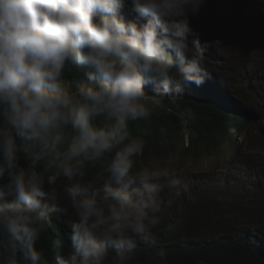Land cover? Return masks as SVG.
Returning a JSON list of instances; mask_svg holds the SVG:
<instances>
[{"label":"clouds","instance_id":"9594fccd","mask_svg":"<svg viewBox=\"0 0 264 264\" xmlns=\"http://www.w3.org/2000/svg\"><path fill=\"white\" fill-rule=\"evenodd\" d=\"M208 7L209 0H0V264H141V245L154 250L144 264H165L167 250L155 239L161 195L179 198L186 177L157 165L193 159L185 170H196L205 155L218 161L229 150L239 158L250 134L227 130L221 156L177 151L137 168L146 140L136 126L169 97L200 96L195 90L215 75L193 25ZM253 12L264 17V0L239 14ZM177 116L196 119L190 107ZM65 213L74 217L71 246L58 236L50 260L42 237Z\"/></svg>","mask_w":264,"mask_h":264},{"label":"trees","instance_id":"16d2710c","mask_svg":"<svg viewBox=\"0 0 264 264\" xmlns=\"http://www.w3.org/2000/svg\"><path fill=\"white\" fill-rule=\"evenodd\" d=\"M232 3L241 5L242 9L253 5L254 0H232ZM193 23L196 25L195 20ZM226 36L227 33H223V37ZM244 36L245 47L255 45L251 43L249 32ZM255 46L264 48V41ZM251 56L252 67L264 73V57L254 53ZM203 65L211 74L204 59ZM213 69L216 71L217 68ZM210 77L203 89L195 90L200 96L185 93L169 97L165 101L166 106L158 109L150 121L136 126L134 134L142 135L146 140L145 155L138 160L137 168L165 163L172 159L170 154L177 151L180 152L178 158L206 153L213 154V157L221 156L227 148V130L235 128L243 137L250 129L245 147L253 154L243 158L241 154L239 159H243L250 169L254 166L260 171L259 181L250 187L235 188L227 183L225 187H219L210 181L204 182L202 174L194 177L190 191L185 188L175 200H170L167 192L162 193L165 216L155 230V239L160 247L167 250L165 264H264V156L261 154L264 150V127L260 134L259 128L255 127L259 121L264 123V114L259 111L256 101L264 100V80L259 81L258 86L248 85L244 91H233L224 81L219 83L216 75ZM208 87L223 94V99L206 93ZM185 107L193 110L195 121H180L177 112ZM161 127L166 128V134L159 132ZM256 135L260 139L251 145ZM165 140L167 143L162 144ZM58 216L41 241L50 260L53 259L51 242L58 236L68 247L71 246L68 224L74 217L71 213ZM177 220L180 221L178 226L170 230V225ZM153 251L143 245L139 247L137 258L141 264Z\"/></svg>","mask_w":264,"mask_h":264},{"label":"rangeland","instance_id":"374dc122","mask_svg":"<svg viewBox=\"0 0 264 264\" xmlns=\"http://www.w3.org/2000/svg\"><path fill=\"white\" fill-rule=\"evenodd\" d=\"M240 10L241 5H233L232 0H209L207 11L195 20L196 25L193 23L206 55L209 58L213 56L207 66L212 70V74L217 76L219 83L224 81L233 91H244L248 85L258 86L259 81L264 80V73L254 69L251 65L252 53L264 57V48L255 46L264 41V17L253 12L249 17L244 18L240 16ZM245 32H249L252 37L251 43L255 45L244 46ZM223 33H227V36L223 37ZM229 63L231 64L227 71ZM214 67L217 68L216 71ZM256 101L260 108L259 111L264 114V100ZM256 127L259 128L260 134L264 123L259 122ZM259 139L258 135L253 136L250 144L252 145ZM231 153L230 150L226 151L218 161H216L218 158L213 159L210 155H205L196 170H185V168H192L195 164L193 159L172 160L157 166H165L173 173L186 177L188 191L192 189L194 177H197V174H204V182L210 181L219 187H225L226 183L235 188L250 187L257 183L260 171L254 166L250 169L243 163V159L233 157ZM239 153L243 155L242 158L244 155L253 154L249 148ZM261 154L264 156V150ZM181 165L183 167L178 168Z\"/></svg>","mask_w":264,"mask_h":264}]
</instances>
